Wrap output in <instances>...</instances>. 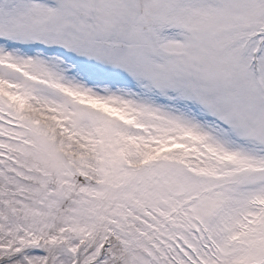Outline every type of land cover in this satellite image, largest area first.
<instances>
[{"label": "snow or ice", "instance_id": "6c2138e0", "mask_svg": "<svg viewBox=\"0 0 264 264\" xmlns=\"http://www.w3.org/2000/svg\"><path fill=\"white\" fill-rule=\"evenodd\" d=\"M0 264H264V0H0Z\"/></svg>", "mask_w": 264, "mask_h": 264}]
</instances>
